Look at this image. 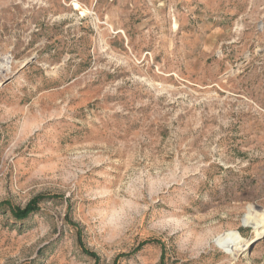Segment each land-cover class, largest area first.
<instances>
[{
    "label": "rangeland",
    "instance_id": "374dc122",
    "mask_svg": "<svg viewBox=\"0 0 264 264\" xmlns=\"http://www.w3.org/2000/svg\"><path fill=\"white\" fill-rule=\"evenodd\" d=\"M3 202L0 264H264V0H0Z\"/></svg>",
    "mask_w": 264,
    "mask_h": 264
},
{
    "label": "trees",
    "instance_id": "16d2710c",
    "mask_svg": "<svg viewBox=\"0 0 264 264\" xmlns=\"http://www.w3.org/2000/svg\"><path fill=\"white\" fill-rule=\"evenodd\" d=\"M45 197V195H38L37 197L33 198L24 208L15 207L9 204V209L11 210L13 216L16 219L22 220L27 218L32 212H36L40 207L39 203L40 201ZM6 202L0 203V209ZM90 252V251H88ZM91 255H93L96 259L95 264H99L98 257L95 253L91 252Z\"/></svg>",
    "mask_w": 264,
    "mask_h": 264
}]
</instances>
